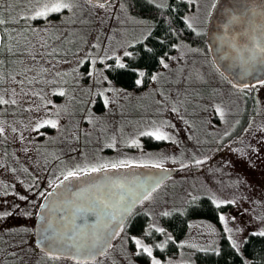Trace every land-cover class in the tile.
Here are the masks:
<instances>
[{
    "label": "rangeland",
    "instance_id": "rangeland-1",
    "mask_svg": "<svg viewBox=\"0 0 264 264\" xmlns=\"http://www.w3.org/2000/svg\"><path fill=\"white\" fill-rule=\"evenodd\" d=\"M168 1L166 0L167 3ZM183 1L188 3V0ZM30 2L34 0H0V11L5 17L17 15L27 10ZM121 2L130 5L128 1L111 0L109 7L112 11L108 14L98 7L88 8L84 0H80L81 5L84 6V17L95 21L93 25H60L57 23V18L52 17L51 24L55 27L51 31L63 32L59 39L52 40L51 32L48 34L25 32L23 35L34 42L33 53L20 51L15 53V57L0 58L9 61L0 65V73L9 81L0 79V92L4 89L10 90L11 87H15L19 92L21 86L10 81L12 75L21 73L16 76L17 80L25 77L35 78L33 84L26 82L25 88L42 93L41 96H31L29 93L31 98L24 97L21 105H44L38 111L35 108L28 110L18 105H0V122H3L8 130L9 137L8 141L4 142L3 136H0V160H6L9 165L8 171L0 168V211L7 209L12 212L8 217L0 218V264H77L76 261L67 258L52 259L39 251L33 244V225L40 205L39 201H42L53 187L49 184V179H65L60 172L82 163L85 159L80 155L82 152L89 160L103 158L111 161L136 159L141 156L147 158L149 153L152 154V158L176 156L175 162L171 159L163 160L164 169H179V164L191 159L193 154L197 158L204 155L209 157L200 166L187 164L188 168L181 170L152 191L151 198L144 199L133 212L147 214L149 223H156L162 227L161 219L164 211L170 214L179 212L178 209L189 208L205 197L212 202L211 192L221 199L229 201L236 199V203L219 206L213 203L218 209V217L215 221L206 218L189 220L187 232L179 241L171 242L172 239L167 240L170 234H163L164 239L160 242L167 240L164 249L171 254L168 253L167 257H163L162 264H167L169 260H172L173 264H179L181 260L185 261V264H194L193 258L197 252L215 251L222 241L231 244L228 240L229 234L240 242L242 250L244 238L256 234L259 228L264 226V221L256 219L264 215V204L253 203L264 201V140L261 139L264 137V127H261L264 125V85L258 84L250 90L245 89L244 93L239 92L217 71L206 47L202 43L189 42L186 43L190 45V49L198 48L201 51L185 49L187 59H181L180 63L184 66L185 75L190 73L194 81L198 74L204 76L203 81H197L193 85L202 93V98L192 96L187 104L180 105L178 113L171 111V103L166 110L163 105L156 103L163 98L153 91L159 85L151 79L144 86L138 85L133 89H125L113 84L109 79H103L106 76L104 65H109L111 59L115 61L111 50H115L124 61L126 57L124 53L130 51L133 45L129 42L132 39L141 41L139 39L141 32L150 31L153 27L151 19L138 16L132 7L121 9L119 7ZM147 2L150 3V0ZM9 3L13 5L11 12L7 10ZM210 4L211 0H192L185 14L198 15V26L205 29L199 35L195 33L199 38L205 37L209 18L206 24L204 21ZM77 17L84 18L80 17L79 12ZM140 20H147L148 24L139 23ZM46 23L41 19L27 23L20 20L8 26L19 32L28 25L43 28ZM3 27L0 26V34L5 36L6 41L7 36L3 33ZM79 29L90 33L87 37L89 40L87 45L81 44L79 39H72L73 35H79ZM97 31L102 45L99 50L91 45ZM11 35L15 37L16 33ZM109 36L113 37L111 41L108 39ZM45 39L49 40V43L45 48H41L40 45ZM66 45L67 55H65ZM77 45L81 48L80 52L73 51ZM55 47H59L60 50L52 51ZM90 47L94 54L98 52L100 55L104 54V49L107 47L108 59L97 60L94 66L91 58L80 63ZM32 54L36 55L37 60L33 61L30 58ZM169 55L175 56L177 51L174 50ZM13 59L16 63H11ZM175 63L171 61L174 67ZM52 65L54 67H51ZM25 66L30 68L29 72H22ZM157 71L163 69L160 67ZM56 72H60L61 75L56 76ZM41 76L44 80L40 79ZM168 87L173 88L172 96L176 98L177 85H165V88ZM180 87L184 86L180 85ZM54 88H63L64 92L53 91ZM249 95L253 96L254 113L240 130ZM105 96L110 101L107 106L104 104ZM213 104L219 105L224 110V119H221L220 112L216 111ZM84 116H91L93 122L89 124L83 119ZM45 117L58 119L59 126L54 127L49 124L42 125L39 129L32 127L38 119ZM152 119L170 120L175 127L168 126L165 131L175 137V140L157 141L149 137H138L142 142V148L123 143L125 138L135 135L138 128L150 124ZM185 120L189 123L185 124ZM13 125L21 130L26 140L31 141L27 145L30 148L28 153L21 151L22 144L18 139L20 133L11 132ZM245 128L248 129L247 132L244 131ZM88 132H91V136L86 135ZM74 133L79 136V140L72 139ZM112 136L116 138L115 148L111 147ZM73 148L76 151H72ZM235 149H242L244 154ZM5 153L8 155L5 156ZM16 157L20 158L18 162ZM226 160L227 164L224 163ZM20 164L27 166L31 174L39 177L36 181L37 190L43 192L44 196L27 190L19 180L13 178L22 176L26 182H32L28 174L20 171ZM12 167L18 169L17 173L13 174L10 171ZM6 184L14 185L16 191L26 195L28 200H20L12 194L11 188H8L5 194ZM190 196L196 197L195 201L189 200ZM14 205L18 207L14 208ZM25 211L32 215H23ZM221 212L225 215L227 226L233 229L232 233L224 231L225 222L219 219ZM25 228L29 231H23ZM237 228L243 231H235ZM153 230L158 236L159 232ZM181 240L186 243L181 245L179 243ZM160 242L155 243L151 240L153 250L155 244L158 245ZM194 244L198 247H192ZM124 246L119 236L106 255L87 264H142L137 258L136 249L127 251ZM13 253L15 255H12Z\"/></svg>",
    "mask_w": 264,
    "mask_h": 264
},
{
    "label": "snow or ice",
    "instance_id": "snow-or-ice-1",
    "mask_svg": "<svg viewBox=\"0 0 264 264\" xmlns=\"http://www.w3.org/2000/svg\"><path fill=\"white\" fill-rule=\"evenodd\" d=\"M110 0H84V4L88 8H96L104 10V12L111 14V8L109 7ZM150 3L156 6L155 10H163V9H171L172 5L168 4L166 0H150ZM189 5H191L192 0H188ZM13 5L11 3L8 4V11L11 12ZM119 7L121 9H127L129 7L128 4L121 2ZM218 7V0H211V4L208 7L206 12V18L204 23H207V18L212 16V9H217ZM225 12L229 13V22L230 23H237L241 25H246L243 28V34L247 37L248 43H245L243 46L238 47V56L236 61L239 62L241 67V72L237 73L235 77L229 79L228 76H224V72H221V76L224 79L228 80V83L232 85L233 88L238 90L241 93H244L245 89H249V85L243 83L242 80L239 78L244 73H247L255 68L257 64L264 67V0H260L259 3L253 2L251 4H245L241 7L239 11L234 8L225 9ZM77 12L80 13V17H84V6L81 5L80 0H34V2H30L27 6V10L18 13L17 15H8L7 17L4 16L3 12L0 11V26L3 27V33L6 34L7 40L5 41V36H0V45H4L3 48H0V56H8V57H15L16 52L24 51L28 53H33V41H31L28 36L23 35L25 32H31L33 34H39L40 32L43 33H50L51 32V39L57 40L60 36L63 35V32H56L51 31L52 28L55 26L51 24V18L56 17L57 23L60 25H93L95 21L89 19L88 17H84L80 19L77 17ZM197 12H199V5H197ZM41 19L44 20L46 26L43 28H36L28 25L26 28L21 29L19 32L16 31L15 28L9 27L8 25L17 23L20 20H23L25 23L31 20ZM99 19V16H97ZM199 17L198 15H184L183 22L184 27L187 29H191L194 33L199 35L205 29L198 26ZM103 23V21H101ZM139 23L148 24L147 20H140ZM227 28V24L225 25ZM79 35H73L72 39L76 40L79 39L81 44L87 45L89 43L88 36L90 35L89 32L79 29ZM182 29L178 27L174 20L170 19L169 26H168V34L165 35L161 39V44L167 43V47L169 51L176 50L177 55L172 56L169 55L168 52H164L158 56V66H160L163 71H156L151 73V81L157 82L159 85L157 88L153 89L154 92H157L159 96L163 99L157 100L156 103L163 105L164 109L166 110L168 104L171 103L172 112L178 113L180 110V105L187 104V102L192 98V96H197L202 98V93L197 91L196 88L193 86L197 81H203L204 76L198 74L193 80L192 75L189 73L187 76L184 72V66L181 65V59L186 60V52L185 49H190V45L185 42L184 39L180 38V32ZM11 33H16L14 37ZM71 35V33H70ZM151 35V32L145 30L141 32L139 39L144 40L147 39L148 36ZM112 36H109V41L112 40ZM67 40V37H65ZM15 40V43H13ZM138 41L137 39H132L129 43L136 44ZM49 43V40L45 39L44 42L40 45L41 48H45ZM71 44V41H69ZM23 45L24 47H21ZM92 47L99 50L101 49V42L99 38V32L97 31L96 38L91 41ZM233 47H237L235 42L232 44ZM144 48L146 49L147 53H153V57L156 54L153 51L152 47L146 43L144 44ZM59 47H55L52 51H59ZM192 51H201V49H190ZM74 52H80L81 48L79 45L75 46L73 49ZM108 52L109 49L105 47L104 54L100 55L98 52L93 53L92 48L88 49L87 55L83 57L79 62L84 63V61L91 58V63L94 66L96 61H104L108 59ZM68 54L67 45L65 50V55ZM111 55L115 57V63L117 66L124 68L127 65L123 60H121L120 56L117 55L115 50H111ZM125 56L131 57L134 55L132 51H126L124 53ZM33 61L37 60L35 54H32L30 57ZM171 61H175V67L171 64ZM9 61L6 59H0V65L4 63H8ZM11 63H16V60L13 59ZM213 64L216 65V62L213 61ZM51 67H54L52 65ZM105 68L109 67V65L105 64ZM30 68L25 66L22 69V72H29ZM42 71H47V69H42ZM136 71L138 72V78L135 80L137 85H141L144 83L142 77L145 76V71L143 68H137ZM217 71H220V67L217 66ZM224 71H228L225 69ZM91 74V73H87ZM21 75V73H15L11 76L10 83L18 84L21 86L20 91L17 92L15 87H11L9 89H4L0 92V105H18L27 108L28 110H32L35 108L37 111L42 108L44 105H36V104H23L21 105V101L24 97L31 98V96H41L42 93L39 91H33L32 89H27L24 87L26 84H33L35 82V78L25 77L23 79L17 80L16 76ZM56 76H60V72L55 73ZM0 79L4 80L5 82H9L8 78L3 76L0 73ZM41 80H44V77H40ZM103 79L107 80L108 77L104 76ZM47 82V81H46ZM109 83H111L109 81ZM256 83L259 85H264V79H257ZM165 85H177L175 88L176 98H173L172 92L173 88L168 87L165 88ZM180 85L184 87L181 88ZM53 91L57 92H64L63 88H54ZM107 91V89H105ZM246 94V93H245ZM7 96V98H6ZM47 103H51V101H46ZM110 103L107 96L104 97V104L107 106ZM213 107L216 109L217 112H220L221 119H224V110L220 108L219 105L213 104ZM47 111V109H45ZM84 120L88 121L89 124L93 122L91 116H84ZM183 119V117H181ZM189 121L185 120V124H188ZM251 124V121L249 122ZM52 125L54 127H58V119H50V118H41L36 121V123L32 126L34 129L41 128L42 125ZM168 126L175 127L174 124H171L170 120L167 119H152L150 124H145L142 127L136 130L135 135L129 136L125 138L123 143L128 145H135L142 148V142L138 137H149L155 139L157 141L161 140H175L168 131H165V128ZM261 127H264L262 125ZM7 129L5 128L3 122H0V136H3L4 142H7L9 137L7 135ZM122 131V129H121ZM245 132L248 131L247 128L244 129ZM12 133H20L18 139L22 144L21 151L24 153H28L30 148L27 147L28 144L31 143L30 140H26L25 136L22 134L21 130L18 129L15 125L11 127ZM86 135L91 136V132L86 133ZM227 135V132L225 133ZM191 138V137H190ZM72 139L79 140V136L75 133L72 136ZM264 140V137H261ZM111 147H116V138L115 136L111 137ZM72 151H76V149H72ZM235 151L240 152L242 155L244 154L242 149H235ZM5 156L8 154L5 153ZM81 156H84L85 159L82 163H78L74 168H67L60 172V175L64 176L65 180L69 178H76L81 177L86 173H100L102 171H106L109 169H127L131 165L135 166H154L155 168H162L163 167V160L171 159L174 162L177 160L176 156H162L157 158H152V154H147V158L141 156L140 158L132 159H118L115 161L98 158L96 160H89L86 157L85 153H80ZM15 156V153H13ZM19 157H16L17 162L19 161ZM209 157L207 155L200 156L197 158L195 154L193 157L187 161H184L179 164L180 168L186 167L187 164H192L196 166H200L203 161H207ZM38 162V161H37ZM224 163H228V161H224ZM0 168H3L5 171L9 170V165L6 160H0ZM20 171L25 174H28L29 178L31 179V183L26 182V180L22 176H14L13 178L19 180L20 183L29 191L37 192L38 195L44 196L43 192H39L37 190L36 181L39 177L31 174L29 172V168L24 164H20L19 166ZM10 171L15 174L17 173L18 169L16 167H12ZM151 180V177L145 179V181L140 184L139 186H132L129 183H126L123 179H114L107 177L104 180L103 185L95 193L92 194V199L96 205V211L98 217L103 215L105 217H112L114 218L116 215V209H124L127 210V207H130L132 203L135 202H142L144 199H150L152 190L155 188L160 187V182L156 180H151V183L148 181ZM49 184L52 186L61 184V181L58 179H49ZM154 186V187H153ZM94 187V185L89 186ZM5 194H7V189H12V194L18 197L20 200L27 201L28 197L23 195L21 192L16 191L15 186L12 184L4 185ZM142 190H138L141 189ZM114 189H118L119 191H114ZM83 191V190H82ZM54 194H50L48 199H51V196ZM212 203L219 205L229 204V203H236V199L233 198L231 201L227 199H221L216 196L214 192L210 193ZM196 197L190 196L189 200L195 201ZM253 203L264 204V201H254ZM18 207V205L13 206ZM41 209H46L47 206L44 203L40 204ZM178 211H183V209H178ZM247 211V210H246ZM254 211V210H253ZM12 215V212L5 209L4 211H0V218H5ZM23 215L30 216L32 213L30 212H23ZM37 216H41L40 212L36 213ZM151 215V213H149ZM164 216L170 215L168 211H164L162 213ZM46 221L45 225H42V240L47 245V250L45 251V256L50 257L52 259H57L61 255H70L73 260L77 262V264H87L89 259L95 260V253L99 252L100 254L106 255L107 253L102 250L101 246L107 244L108 247H111V244L108 243V238L112 235H119V232H115V228H119L121 231L124 230V223L118 222L113 227V233H109L107 231H101L99 227L93 225L91 229L82 228L77 232H73V235L70 237L68 236V232L70 231L67 226L64 227L63 231L60 228H54L51 223H47V215L44 216ZM219 219L225 222L224 231L227 233H232L233 229L227 226V222L225 220V215L223 212L220 213ZM235 219V217H233ZM261 221H264V215L256 217ZM74 223V221H73ZM108 227V222L105 221L104 228ZM155 229L156 232L165 233L166 229L163 227H159L156 223H149L147 228L144 229V232L149 233L151 235V230ZM23 231L27 232L28 229H23ZM235 231L240 232L243 229L237 228ZM49 233H53L50 237ZM256 235L264 237V226H261L256 233ZM171 235L167 236V240H171ZM247 240V237L244 238ZM130 240L135 243V249L138 254H147V257L150 258V264H162L161 260L158 259L156 256L153 255V244L146 243L145 239L141 238V235H131ZM167 240L160 242L157 246L161 249L165 248V244ZM228 240L231 241V247L235 249L236 252H241L240 242L234 239V237L229 234ZM181 245H184L186 241L181 240L179 242ZM72 245L71 252H65L63 249L67 247V245ZM192 247H198V245H192ZM215 251L219 252L220 249L216 248ZM12 255H15L13 253ZM22 259V258H21ZM167 264H173L172 260H169ZM179 264H185V261L181 260ZM242 264H252L250 260H243Z\"/></svg>",
    "mask_w": 264,
    "mask_h": 264
},
{
    "label": "water",
    "instance_id": "water-1",
    "mask_svg": "<svg viewBox=\"0 0 264 264\" xmlns=\"http://www.w3.org/2000/svg\"><path fill=\"white\" fill-rule=\"evenodd\" d=\"M253 2L259 3L260 0H218L217 9H212V16L208 20L205 44L210 56V59L216 62L214 65L220 67V73L224 72V76L232 79L237 73L241 72L239 62L236 61L238 56L237 48L248 43L247 37L243 34V28L246 25L229 22V13L225 9L234 8L237 11L245 4ZM227 24V28L225 25ZM235 42L237 47H233ZM228 69V71H224ZM243 83L248 84L250 87L258 85L257 79H264V67L257 64L255 68L239 77ZM227 80V79H226ZM228 81V80H227ZM179 172L178 169H164L155 168L151 166H129L127 169H109L100 173H86L81 177L69 178L68 180H61V184L54 186V188L45 196L42 203L46 204V209L39 207L37 212L41 216L35 217L33 226V241L35 247L45 253L47 250L46 243L42 240V225L46 221L44 216L47 215V223H51L54 228H60L63 231L64 227L70 229L68 236H72L73 232H77L82 228L91 229L96 225L100 230L113 233V227L118 223H125L133 210L141 203H132L127 210L116 209L114 218L97 215L96 205L92 199V194L103 185L107 177L114 179H123L126 183L132 186H139L146 178L151 177V180L160 182V185L167 181L172 176ZM151 180L148 182L151 183ZM94 185V187H89ZM154 187V186H153ZM156 188L154 187V190ZM83 190V191H82ZM138 190H142L138 189ZM152 190V191H154ZM114 191H119L114 189ZM50 194L51 199H48ZM74 221V223H73ZM105 221L108 222V227L104 228ZM119 228H115V232H119ZM53 233H49L51 237ZM117 235L112 234L108 238V243L112 245ZM102 250L107 252L110 247L107 244L101 246ZM63 251L71 252L72 245H67ZM103 256L99 252L95 253V260ZM60 258H67L73 260L70 255H61ZM75 261V260H73ZM94 261L89 259L87 262Z\"/></svg>",
    "mask_w": 264,
    "mask_h": 264
},
{
    "label": "trees",
    "instance_id": "trees-1",
    "mask_svg": "<svg viewBox=\"0 0 264 264\" xmlns=\"http://www.w3.org/2000/svg\"><path fill=\"white\" fill-rule=\"evenodd\" d=\"M124 1L129 2V6L132 7L134 12L136 11L135 13H137L138 16L141 15L147 19H151L153 21V27L150 30L151 35L148 36L147 39L131 45L130 51L134 52V55L131 57L126 56L124 58V62L127 65L126 67L121 68L117 66L115 61L111 59L109 67L105 69V74L113 84L125 89L136 88L138 86L135 83V80L138 78V72L136 71L137 68H143L145 71V76L141 78L144 83L141 84V86H144L148 82L151 73L156 72L160 68V66H158V56L164 52H168L169 54L174 52V50L169 51L166 42L161 44V39L168 34L170 19L174 20L176 25L182 29L180 32L181 39H184L185 42L189 43H202L206 47L204 40L205 37L199 38L191 29L184 27L183 16L189 10V4L186 1L169 0L168 4L172 5L170 10L157 9L155 10V13L154 9H156V6L147 2V0ZM146 43L149 47L153 48V51L156 54L155 57H153V53L146 52V49L144 48V44ZM250 88L251 87H249V90ZM247 103V107H244V117L240 130L243 129L254 113L252 95L247 97ZM185 168H188V166L179 169L184 170ZM40 202L41 201H39V204ZM217 217V207L209 198L205 197L202 200H199V202L193 203L189 208H185L183 211L175 212L168 216H162L161 223L162 227L166 229L165 233L171 235V242H176L185 236L189 220L206 218L210 221H215ZM148 224L149 217L147 214L132 213L124 224V230L119 231V235H117L115 241L120 236L125 245L124 247H126L125 250L134 251L135 243L130 240L131 235H141V238L145 239L146 243H151V240L155 243L163 240V234L165 233H158L157 236L155 235L154 230H151V235L144 232V229L147 228ZM219 249V252L213 250L197 252L196 256L193 258L195 260V262L193 261L194 264H242L245 259L252 261V264H264V237L256 234H251L247 237V240L243 243L241 252H236L228 241H222L219 245ZM168 253V250L158 248L157 244H155L153 255L158 259L163 260V257H167L171 254ZM137 258L142 264L150 263L147 254H138Z\"/></svg>",
    "mask_w": 264,
    "mask_h": 264
},
{
    "label": "flooded vegetation",
    "instance_id": "flooded-vegetation-1",
    "mask_svg": "<svg viewBox=\"0 0 264 264\" xmlns=\"http://www.w3.org/2000/svg\"><path fill=\"white\" fill-rule=\"evenodd\" d=\"M0 36H1V34H0ZM1 47H3V45H0V48H1ZM0 58H1V56H0Z\"/></svg>",
    "mask_w": 264,
    "mask_h": 264
}]
</instances>
